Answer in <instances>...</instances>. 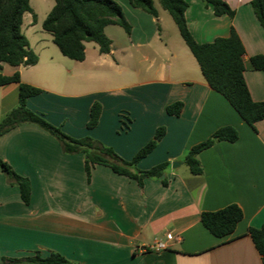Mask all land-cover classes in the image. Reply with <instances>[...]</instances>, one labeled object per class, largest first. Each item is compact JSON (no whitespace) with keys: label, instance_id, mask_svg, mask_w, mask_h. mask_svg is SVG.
Segmentation results:
<instances>
[{"label":"crops","instance_id":"1","mask_svg":"<svg viewBox=\"0 0 264 264\" xmlns=\"http://www.w3.org/2000/svg\"><path fill=\"white\" fill-rule=\"evenodd\" d=\"M114 1L131 30L127 34L117 24L105 26L111 42L107 53L89 41L84 59L72 60L51 45V36L32 42L23 32L37 62H1L0 74L18 72L21 82L41 89L27 98L26 106L62 114L77 105L88 112L93 102L100 103L92 132L101 134L92 137L126 161L163 125L164 135L131 171L176 160L222 126L235 128L237 139L217 140L200 150V174L180 171L182 163L168 166L160 177L144 178L139 186L102 164L91 168L87 181L82 152L64 153L45 130L18 124L0 135V158L29 179L30 202L21 201L0 169V256L22 259L37 250L42 256L58 252L69 264H263L248 230L264 222V118L250 127L207 84L182 38L164 35V25L171 30L172 25L155 1L157 20L128 0ZM185 1V20L196 42L228 36L233 27L244 47L243 76L251 98L264 101V70L250 62L252 55L264 56V30L250 0H224L232 17L215 15L202 0ZM17 101L18 83L0 85V121ZM177 101L182 103L178 115L167 114L166 106ZM119 111L128 119L121 133L116 131ZM231 203L240 207L242 218L230 234L212 235L200 213ZM156 242L163 247L152 248Z\"/></svg>","mask_w":264,"mask_h":264},{"label":"trees","instance_id":"2","mask_svg":"<svg viewBox=\"0 0 264 264\" xmlns=\"http://www.w3.org/2000/svg\"><path fill=\"white\" fill-rule=\"evenodd\" d=\"M54 4L44 17L41 28L51 35L52 42L62 55L72 60L81 61L85 56V42L97 44L101 53L110 50V40L104 33V27L117 24L129 34L131 27L125 19L121 7L114 0H53ZM129 4L144 11L156 20L158 18L154 0H128ZM160 6L168 12L174 21L180 37L197 61L200 71L207 84L221 93L235 109L239 116L250 127L254 128L258 120L264 118V101H254L243 76V44L233 29L228 36L216 37L210 42L198 43L190 33L185 20V0H157ZM212 6L215 15L227 14L232 17L233 9L224 0H202ZM253 12L264 30V0H250ZM29 12L34 22L36 17L29 5V0H0V63L10 66H28L37 62V55L30 48L26 36L21 31L23 14ZM251 65L255 69L264 70V56L261 54L250 57ZM11 82L18 83V101L15 108L9 111L0 121V135L21 123H33L54 136L64 153L84 154V171L89 181L91 168L95 164L106 165L115 173L125 175L142 185L146 177H160L166 162L158 163L146 170L131 171L129 167L146 156L164 134V128L158 127L153 139L148 140L132 157L126 161L119 157L114 150L90 137L73 138L63 133L58 127L47 122L43 116L26 106L27 98L35 96L41 89L21 82L19 73L11 75L0 74V85ZM180 101L166 106L167 114L178 115L181 110ZM101 112V105L93 102L89 109L87 128L94 127ZM237 131L231 126L219 127L211 137L190 147L184 162L193 174L202 172L197 154L200 150L211 146L217 140L234 141ZM0 169L14 184L19 192L21 201L30 202V182L25 176L16 173L11 166L0 158ZM166 184V179L161 178ZM202 225L214 236L223 237L230 234L242 218V211L237 204L231 203L220 209L202 211L200 213ZM249 235L257 249L263 255L264 264V222L259 228L250 227ZM31 264H69L60 253L50 251L42 256L39 251L22 259L6 258L2 264H16L19 262ZM152 264H161L154 262Z\"/></svg>","mask_w":264,"mask_h":264},{"label":"rangeland","instance_id":"3","mask_svg":"<svg viewBox=\"0 0 264 264\" xmlns=\"http://www.w3.org/2000/svg\"><path fill=\"white\" fill-rule=\"evenodd\" d=\"M154 1H155L156 5L162 10V13H164L163 15L168 19V21L172 25V30H171V28L166 27V25H164V35H167V36L171 37L172 39L176 38V40L180 39V41H182L180 38V35L178 33V30L176 28V25L174 24V21L172 20L171 16L168 14V12L166 10H164L160 6V4L157 0H154ZM53 4H54L53 0H29V5L32 8L33 13H35V17H36V19L34 21V27H31L30 25H28V23L32 22L31 13L25 12V16L23 18V22L21 25V30H22V32H25L29 36V38L31 39L32 42L34 40L40 41L42 38L50 39L51 35L41 28V23H42L44 17L46 16V14L48 13V11L53 6ZM51 45L53 47H55V49H58V48H56L57 47L56 45H54V44H51ZM54 110L55 109H52L50 111L48 108H46V109L43 108L44 112H43V114L42 113H40V114L43 116V118L47 122H49L53 126L58 127L63 133H65V134H67L73 138H83V137L93 138L92 136H100L101 130H96V131L94 130L92 132L93 127L87 128L86 123L89 119V111L86 112L85 110L81 109L80 105H77V110H75L73 108L70 109L68 107V109L66 111H64L62 114L53 113ZM118 114H119L118 117L120 119L119 121H120L121 126H119L116 129V131H117V133H121L123 130L127 129V120L128 119H127V114L124 111H119ZM84 118L87 119L85 124L83 123ZM158 127H163L164 133H165V127L163 125H160ZM155 134H156V130H155L154 136H155ZM95 140L99 141L98 139H95ZM99 142L101 143V141H99ZM186 154H187L186 151H182L181 154L177 157V159L173 160V161H180L181 164L183 163L182 165L180 164L181 165L180 171H188L189 170L188 165L184 162ZM171 163H172V161L166 164V166L164 167V169L162 171V175L166 172V169L168 166L172 167ZM5 255H6V253L1 254L0 264L5 262L6 258H14V257H10V256H5Z\"/></svg>","mask_w":264,"mask_h":264},{"label":"water","instance_id":"4","mask_svg":"<svg viewBox=\"0 0 264 264\" xmlns=\"http://www.w3.org/2000/svg\"><path fill=\"white\" fill-rule=\"evenodd\" d=\"M180 164H181L180 161H172L171 166H172L173 168H175V167L179 166Z\"/></svg>","mask_w":264,"mask_h":264},{"label":"built area","instance_id":"5","mask_svg":"<svg viewBox=\"0 0 264 264\" xmlns=\"http://www.w3.org/2000/svg\"><path fill=\"white\" fill-rule=\"evenodd\" d=\"M161 247H163V245H162V243H159V242H156V243L152 246V248H161Z\"/></svg>","mask_w":264,"mask_h":264}]
</instances>
